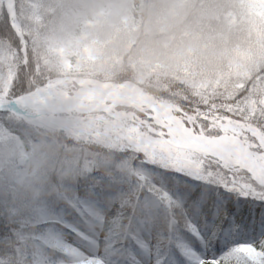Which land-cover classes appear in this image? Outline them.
Returning <instances> with one entry per match:
<instances>
[{"label": "clouds", "instance_id": "obj_1", "mask_svg": "<svg viewBox=\"0 0 264 264\" xmlns=\"http://www.w3.org/2000/svg\"><path fill=\"white\" fill-rule=\"evenodd\" d=\"M9 10L0 0V264H56L66 210L85 240L156 218L165 191L145 164L166 167L134 127L137 95L198 105L264 78V0H24L15 21Z\"/></svg>", "mask_w": 264, "mask_h": 264}, {"label": "snow or ice", "instance_id": "obj_2", "mask_svg": "<svg viewBox=\"0 0 264 264\" xmlns=\"http://www.w3.org/2000/svg\"><path fill=\"white\" fill-rule=\"evenodd\" d=\"M167 127L148 146L152 162L245 197L264 199V78L242 93L206 97L187 114L183 126ZM162 196L170 212H182L179 199L167 192ZM172 223H179L175 214ZM184 226L197 231L187 219ZM198 264H264V238L259 243L236 244L221 257Z\"/></svg>", "mask_w": 264, "mask_h": 264}, {"label": "trees", "instance_id": "obj_3", "mask_svg": "<svg viewBox=\"0 0 264 264\" xmlns=\"http://www.w3.org/2000/svg\"><path fill=\"white\" fill-rule=\"evenodd\" d=\"M24 0H14V8L17 16L16 8L22 4ZM157 99V98H155ZM157 100H166L160 98ZM204 103L203 101L200 103ZM188 102L183 108L187 113L198 107ZM140 117L146 119L145 116L138 113ZM137 132L147 133L151 137H155L149 133L145 128L134 125ZM151 167L153 174L157 176L161 182L160 187L173 199H179L182 202L183 210H173L170 212L164 203H160L158 209V220H168L172 223L173 214L179 217V223L172 230H167L168 227H163L158 221L159 227L157 232L161 237L162 242L174 248L177 260H170V264H198L196 260L197 254L202 251L201 245H205V252L208 253L211 261L217 257H221L228 252L236 244L254 243L256 237L259 240L264 235V199L245 197L233 191H227L219 184H211L203 181L198 176L190 175L187 172L172 170L154 164H145V168ZM81 189V194H83ZM256 209L258 210L256 212ZM215 213L216 217L212 220V215ZM79 215L74 210H66L64 212V220L57 224V230L63 234V241L59 250L56 252L53 260L56 264H63L65 259L72 261V264H77L65 250L66 237L68 235L76 236V231L73 230V225L70 223L69 215ZM202 217L206 224H215L216 230L209 231L208 236L202 240L195 239L191 234L194 232L184 226V221L187 219L192 224ZM154 220L145 224L142 228L150 231L153 229ZM173 224V223H172ZM234 231L225 239V244L221 243L218 237L224 230ZM4 228L0 224V234ZM136 233V232H135ZM134 234L123 236L118 230L110 233V237L114 239V244L109 247L116 253V261L118 264H129L128 260L123 261L121 258L126 256L134 239ZM171 239V241H170ZM227 249V250H226ZM114 257V256H112Z\"/></svg>", "mask_w": 264, "mask_h": 264}, {"label": "rangeland", "instance_id": "obj_4", "mask_svg": "<svg viewBox=\"0 0 264 264\" xmlns=\"http://www.w3.org/2000/svg\"><path fill=\"white\" fill-rule=\"evenodd\" d=\"M152 98L155 101L163 102L165 104H170L166 100H157L155 99V97ZM172 106H175L177 108V110H174L171 113L172 116L175 119H177L179 122H181V124L183 125V120L186 118L187 114L189 113L184 111L185 109L183 107H179L176 105H172ZM141 111L146 116L153 117L151 110L146 109L145 106H143V109ZM151 120L152 122L149 123L150 124L149 126L153 124L159 128L157 130L166 131L162 129L160 126L156 125L154 119ZM168 169H172V168H168ZM147 170H149L152 173L154 177V183H156L157 186H160L161 182L159 178L153 174V169H151V167H148ZM160 203L161 202H157V214H158V209L160 207ZM257 211L258 210L256 209V212ZM113 215H115V213H113ZM215 217L216 215L215 213H213L212 220H214ZM69 220L72 225H77L79 223H82L81 220L76 215L70 214ZM158 221H159L158 217L156 216L153 222L154 223L153 229L155 231L146 230L141 227L140 230L135 233L134 239H132L133 244L130 246L128 254L126 255L131 264H170V259L176 258L175 252L171 249V247H168L167 244L163 243L161 237L158 236L159 234L156 233L158 230L157 228L159 227ZM159 222L161 226L168 227L167 230L169 231L177 226L176 224H172L171 222L165 219L164 220L162 219V221ZM193 225H195L197 231H194L191 235L198 240L206 238L209 235L208 234L209 231L216 230L215 224H206L201 216L198 217L196 221H194ZM80 231L83 232L84 229L80 228ZM221 233L222 234L218 237L221 243H224L225 239L230 234H232V232L228 229L224 230ZM262 238H264V236ZM259 242L260 241L257 238L254 239V243H259ZM113 244H114V239L110 237V234L108 236H104L103 234H101L98 238L89 239V240H85L80 236L79 241L77 238L74 239V236L70 234L66 237L65 250L76 261H78L80 257H84L87 258L88 260H96L99 262V264H118L116 261L117 255H114L113 249L109 250V247ZM69 248H71L73 252L76 253V255H73L72 252L69 251ZM202 249L203 250L206 249L204 245H202ZM208 259H209L208 254L204 251L199 252L196 256V260L198 261L200 260L208 261Z\"/></svg>", "mask_w": 264, "mask_h": 264}, {"label": "bare ground", "instance_id": "obj_5", "mask_svg": "<svg viewBox=\"0 0 264 264\" xmlns=\"http://www.w3.org/2000/svg\"><path fill=\"white\" fill-rule=\"evenodd\" d=\"M9 15L14 17L12 0H10ZM111 106V100H106L104 105L105 110H108L109 108L111 109ZM128 106H132L138 110H142L143 106H145L146 109L151 110V113L153 114V117H151L155 120V123L159 126H163L166 131L168 130V125L175 126L179 124L180 126H183L181 122L172 116L171 113L174 111V109L169 104H156L152 102L147 96L142 94L137 95L132 103Z\"/></svg>", "mask_w": 264, "mask_h": 264}, {"label": "water", "instance_id": "obj_6", "mask_svg": "<svg viewBox=\"0 0 264 264\" xmlns=\"http://www.w3.org/2000/svg\"><path fill=\"white\" fill-rule=\"evenodd\" d=\"M148 98L150 99V97H148ZM174 108H175V107H174ZM108 110H111V109L109 108ZM144 127L147 128L149 132H151V133H153V134H155V135H157V136L160 134L159 131H156V132L151 131V129H149V127H147L146 125H144Z\"/></svg>", "mask_w": 264, "mask_h": 264}]
</instances>
